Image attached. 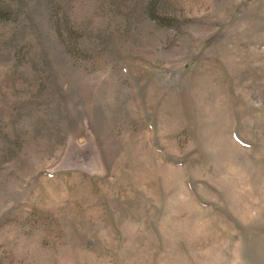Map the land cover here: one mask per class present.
<instances>
[{
  "label": "rangeland",
  "instance_id": "obj_1",
  "mask_svg": "<svg viewBox=\"0 0 264 264\" xmlns=\"http://www.w3.org/2000/svg\"><path fill=\"white\" fill-rule=\"evenodd\" d=\"M0 264H264V0H0Z\"/></svg>",
  "mask_w": 264,
  "mask_h": 264
}]
</instances>
